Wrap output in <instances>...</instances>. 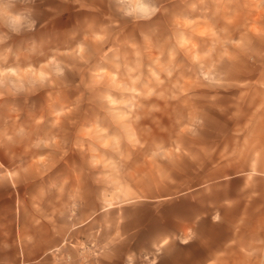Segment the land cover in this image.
<instances>
[{
	"label": "rangeland",
	"instance_id": "obj_1",
	"mask_svg": "<svg viewBox=\"0 0 264 264\" xmlns=\"http://www.w3.org/2000/svg\"><path fill=\"white\" fill-rule=\"evenodd\" d=\"M5 3L0 239L52 215L88 218L96 237L111 234V260L149 263L132 249L174 217L150 200L174 180L183 190L238 173L184 209L223 199L232 218L236 195L264 209V0H41L15 15ZM241 223L240 246L264 249V221L249 210ZM67 241L47 256L100 258L96 238Z\"/></svg>",
	"mask_w": 264,
	"mask_h": 264
},
{
	"label": "crops",
	"instance_id": "obj_2",
	"mask_svg": "<svg viewBox=\"0 0 264 264\" xmlns=\"http://www.w3.org/2000/svg\"><path fill=\"white\" fill-rule=\"evenodd\" d=\"M40 3L41 0H6L5 5L7 12L15 15L16 5L21 7L20 13H24L36 5L40 7ZM43 9L46 10V5ZM24 19L27 21L30 18L24 16ZM38 26H41V23H38ZM238 176L239 174L235 173L230 175V180L227 181L212 180L183 190L178 187L183 181L174 180L172 186L168 184V193L151 197L152 206L165 202L168 210L177 212L169 219L166 227L151 231L146 246L132 249L135 254L155 257L149 263L137 264H264V259H254V252L264 254V249L240 246L242 242L239 234L235 232L236 227L245 226L244 223L239 225V222L249 210L256 223L264 221V209L260 205H254L255 197L247 200L239 195L232 197L230 203L238 206V211L232 218L224 213L227 206L224 203L226 200L223 199L209 202L202 211L190 212L184 209L189 195L212 192L214 188H221ZM250 186H253L252 182L242 179V190ZM50 218L51 220H41L37 226L23 227L21 231L17 229L12 241L1 238L0 264H58L51 260L47 253L55 247L69 249L65 244L68 238L83 241L96 238L102 247L99 259L87 262L74 259L68 264H124L119 259L111 260V256L115 254L110 245L111 234L103 231L96 237L88 218L71 224L66 216L52 215ZM255 226L259 227L258 224ZM131 233L125 232L122 237ZM7 243L13 244V250L8 249Z\"/></svg>",
	"mask_w": 264,
	"mask_h": 264
},
{
	"label": "clouds",
	"instance_id": "obj_3",
	"mask_svg": "<svg viewBox=\"0 0 264 264\" xmlns=\"http://www.w3.org/2000/svg\"><path fill=\"white\" fill-rule=\"evenodd\" d=\"M17 22H19L21 20V17L17 16L14 18Z\"/></svg>",
	"mask_w": 264,
	"mask_h": 264
}]
</instances>
